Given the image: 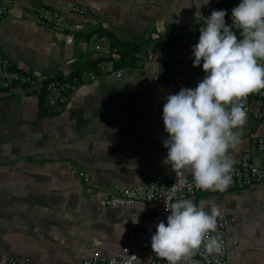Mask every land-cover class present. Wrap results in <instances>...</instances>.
<instances>
[{
    "label": "crops",
    "instance_id": "0c3cea01",
    "mask_svg": "<svg viewBox=\"0 0 264 264\" xmlns=\"http://www.w3.org/2000/svg\"><path fill=\"white\" fill-rule=\"evenodd\" d=\"M4 1L0 51L16 67L39 76L67 77L85 62L114 58L103 32L141 44L144 58L120 69V80L105 62L107 71H91L100 78L84 81L60 110L45 107L43 99L40 104L20 87L0 91V253L27 256L37 264H81V256L95 252L115 256L137 217L148 210L104 209L99 195L116 186L141 188L145 173H170L164 163L163 106L168 95L195 89L205 77L202 64L193 67L192 58L202 27L199 15L227 0ZM68 5L88 11L68 15L73 33L35 19L39 6L65 11ZM169 34L182 35L186 51H162L145 61ZM259 137L264 139V123L247 118L241 143L230 150L234 161L248 156L260 166V153L251 151ZM189 199L206 211L211 203L219 205L228 219L220 234L237 242L229 264H264V182Z\"/></svg>",
    "mask_w": 264,
    "mask_h": 264
},
{
    "label": "clouds",
    "instance_id": "9594fccd",
    "mask_svg": "<svg viewBox=\"0 0 264 264\" xmlns=\"http://www.w3.org/2000/svg\"><path fill=\"white\" fill-rule=\"evenodd\" d=\"M226 15L214 10L204 19L192 58L193 67L203 62L206 75L195 89L168 95L162 117L168 133L164 163L178 176L191 173L197 189L211 192L231 185L235 161L230 150L241 143L247 123L244 102L264 89V0H241L232 9L230 26ZM166 211L167 223L160 221L151 236L153 253L166 264H196L192 258L202 246L208 255L222 252L223 241L212 235L219 205L211 203L206 211L182 198L166 203Z\"/></svg>",
    "mask_w": 264,
    "mask_h": 264
},
{
    "label": "built area",
    "instance_id": "2783aa9c",
    "mask_svg": "<svg viewBox=\"0 0 264 264\" xmlns=\"http://www.w3.org/2000/svg\"><path fill=\"white\" fill-rule=\"evenodd\" d=\"M241 0H227L214 10H226V25H232V9L237 7ZM214 10L203 11L199 17L202 26L204 19L210 17ZM7 13V6L4 0H0V24ZM87 9L81 5H68L65 11L52 10L46 6H39L35 10V19L40 24L50 28L59 29L67 33H73L76 26L68 20V15L84 16ZM239 37V30H235ZM199 36L197 37V43ZM196 43V44H197ZM162 51H186V40L182 35H166L159 49L149 50L145 61H151L156 53ZM115 52V50H114ZM264 63V61H261ZM203 64V62H201ZM99 71L104 73L107 67L100 65ZM110 71V70H109ZM111 74L116 80L123 76L122 70L112 71ZM100 77L91 71H86L78 76L70 78L55 79L53 77L39 76L26 70L16 67L12 61L0 51V89L8 91L15 87H20L31 91L36 97L43 96L44 106L52 110L63 108L70 95L84 81H96ZM244 107L247 118L264 123V89L250 94ZM251 151L261 155V165L252 163L248 156H244L233 165L232 183L226 191L230 189L243 190L250 188L254 184L264 182V139L256 138L251 146ZM78 177L85 184L90 183V179L84 173H78ZM142 187L116 186L111 191L103 192L99 195V206L104 209L138 206L148 210V214L141 215L138 223L133 224L126 236L125 247L115 256L105 257L97 252L90 256H81V264H166L165 261L157 257L151 248V236L155 234L157 224L160 221L167 223L170 211H166V203L171 204L179 199H189L191 197L207 193L195 187L191 173L186 172L183 177L178 176L172 169L168 175L156 173H145L141 175ZM136 221V220H135ZM229 224L228 219L220 214L217 218V231L212 235L218 236L223 241V250L219 254L208 255L203 246L192 258L196 264H229V255L236 241H228L220 233L226 230ZM0 264H37L33 259L17 254L0 253Z\"/></svg>",
    "mask_w": 264,
    "mask_h": 264
},
{
    "label": "trees",
    "instance_id": "16d2710c",
    "mask_svg": "<svg viewBox=\"0 0 264 264\" xmlns=\"http://www.w3.org/2000/svg\"><path fill=\"white\" fill-rule=\"evenodd\" d=\"M102 35H105L109 41L111 48L115 53L116 56L109 57L108 59H96L93 61L85 62L83 65H81L78 69H76L71 75L67 77H63L61 75H56L53 78L55 79H62V78H70L72 76H78L83 72L86 71H94L97 75H99V67L100 65H103L105 62L112 63V68L114 70L123 69V68H129V67H135L137 66V63L141 61L143 58L141 55L142 49L141 44L137 42H130V41H120L118 40L112 33L110 32H103ZM0 91H3L0 89ZM39 103L42 104V95L38 96ZM47 114H54L51 111H47Z\"/></svg>",
    "mask_w": 264,
    "mask_h": 264
}]
</instances>
